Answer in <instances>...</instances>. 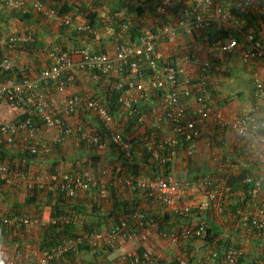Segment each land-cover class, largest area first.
I'll list each match as a JSON object with an SVG mask.
<instances>
[{
	"label": "built area",
	"instance_id": "obj_1",
	"mask_svg": "<svg viewBox=\"0 0 264 264\" xmlns=\"http://www.w3.org/2000/svg\"><path fill=\"white\" fill-rule=\"evenodd\" d=\"M0 4L23 14L31 10L59 27L74 25L81 33H93L85 20L80 21L70 14L61 15L50 5L38 0H0ZM172 4V0H160L155 17H150L152 24L143 26L136 41L126 40L122 45L116 46L113 52L97 54L90 45L76 51H63L58 47L49 53L50 65L34 79L0 81L1 143L10 147L18 145L32 155L49 153L50 145L41 142L39 138L40 129L45 128L55 131L57 140L73 139L75 143L99 152L104 151L106 143H109L127 160L133 159L136 150H145L154 163L164 166L172 163V149L181 144L184 145L187 159L195 156L198 142L204 140L205 145L212 146V140L205 139V129L208 126L214 130L233 133V122L239 115H231L216 106L208 73L221 57L238 56L243 65L264 61V39H255L251 34L244 33L234 14L219 0H187L186 7L176 17L169 12ZM243 5L264 17V3L261 0H243ZM123 15L124 12H121L115 16ZM99 19L104 35L117 37L113 28L114 20L105 14H100ZM131 22L129 20L122 26L124 32ZM214 26L229 33L224 38L211 42L202 41V44L194 39L195 36L200 39L203 35H208ZM234 34L242 38L241 44ZM180 35L193 38L195 44L188 45L182 52L174 51L169 56H161L158 52L161 41L179 40ZM96 39H99L98 35ZM30 42L32 39L25 35H5L0 38V75L13 70L19 48ZM77 56L82 59L76 60ZM78 72L85 84L99 82V78L105 77L112 89L121 93L118 104L123 113L141 115L138 107L150 102L147 111L142 114L150 115V126L141 116L138 122L143 132L127 139L117 129L109 107L102 101L75 94L65 97L61 102L47 99L45 91L50 90L56 95L64 96L70 86L77 84ZM254 78L260 98V94L264 93V83L258 74ZM3 106L11 111L23 110V114L28 116L24 120L6 121L1 116ZM81 115L95 120L105 131V139L85 123L78 121L72 124L65 118ZM165 129L170 132L169 136L165 135ZM233 166L231 160L225 161L226 168L232 169ZM106 175L107 171L102 170L101 178L97 177L90 169L76 170L74 174L64 171L54 174H16L0 161V183L23 187L27 193L35 190L58 193L67 199H74L93 189H106L109 184L105 180ZM247 181L252 183L250 198L259 204L248 205L254 211L243 218L244 226L250 231H264V198L260 197L264 189V178L253 177ZM138 185L149 191L148 198L164 214L178 218H187L194 209L204 214L211 203L220 206L221 196L211 177L184 180L172 171L141 180ZM226 189L228 192V188ZM199 195L206 197L205 202L193 201ZM70 221L68 216L45 220L12 216L0 210V225L30 233H36L49 224L65 225ZM150 232L157 233L161 239L173 244L179 241L204 242L207 235L206 227L200 224H189L181 231L162 232L158 228L156 215L138 210L123 217L120 223L110 224L90 237L84 235L76 240L65 239L49 250H35L32 255L15 250L8 258H5V252L0 251V264H50L83 242L93 248L100 247L99 250L107 249L119 243L143 241L146 233ZM241 255L242 252L234 248L228 251L211 249L206 259H199V264H236ZM127 257L132 258L131 264H154L148 252L143 256L135 253ZM188 258V253H184L176 259L175 264H188ZM255 264H264V257Z\"/></svg>",
	"mask_w": 264,
	"mask_h": 264
},
{
	"label": "trees",
	"instance_id": "obj_2",
	"mask_svg": "<svg viewBox=\"0 0 264 264\" xmlns=\"http://www.w3.org/2000/svg\"><path fill=\"white\" fill-rule=\"evenodd\" d=\"M44 4L50 5L52 8L57 10L61 15L70 14L73 18L82 17L86 24L89 26L92 34L81 33L77 31L74 25L69 27H60L59 33L62 34L60 41L58 42L57 47H59L63 51H76L84 45H90L93 48V51L97 54L106 52L108 42L113 44V47L122 45L126 40L136 41L138 37L142 33V29L144 25H151L152 19L150 17H155L158 5L160 0H92L93 6L92 9H97L94 12L88 10L86 7V3L88 0H38ZM173 4L169 9L170 14H173L176 17L183 8L186 7L187 0H172ZM264 3V0H261ZM220 3L224 4L233 14L236 20H238L239 24L243 27V31L246 34H251L255 37V39H264V17L259 15L256 12H252L250 8H246L243 5V0H219ZM100 10H108V17L113 19V28L115 30L116 36L114 39H109V41L105 40L103 37H100L98 40L96 39L97 35H102L103 25L100 22ZM101 11V12H103ZM124 12L122 17L115 16L117 13ZM13 17L15 19L30 25L31 23H35L36 19L34 18V12L29 11L26 14H23L18 11L12 10ZM132 19L130 27L126 32L122 30V26ZM168 21L167 19H165ZM171 21V20H170ZM169 22V21H168ZM1 25V22H0ZM31 33V34H30ZM30 36L32 42L23 45V47L19 48L18 54L22 56L25 54L26 56L33 59V63L36 68L33 70L31 64L27 66V68L21 69V65L15 64L12 71L8 73H4L0 75V81H6L8 79H12L15 81H21L23 79H34L32 76V69L35 73H39L40 69H42V64L46 67L49 65L48 57L46 55V46L41 39H39L38 34L34 31H30ZM229 31L225 29H219L214 26L208 35H203L200 39L196 38L195 40L198 43L202 44L211 42L219 38H224ZM5 34V31L0 28V38ZM122 36V37H120ZM239 44L243 41L242 38L238 34H234ZM187 36L180 35L178 39H181L180 42L186 43V45H192L189 40L186 39ZM191 38V37H189ZM166 41H161L164 43ZM115 49V48H114ZM44 53V56L41 55ZM81 60L82 57L77 56L76 60ZM217 63V62H216ZM217 66V65H216ZM105 83V93H107L105 100L106 105L109 107L112 116L115 120L116 113L120 111V105L118 104L120 92L114 91L112 89L111 84H109L105 77L99 78V83ZM254 86V102L253 106H257V100L259 99L257 94V87L255 84V78L250 81ZM210 88V87H209ZM212 90V87L210 88ZM213 92V90H212ZM102 101L101 97H96ZM141 115L137 114H127L123 115L124 121L126 122L121 126L122 119L117 121L116 127L119 131L124 130V137L127 139L132 137L136 131L140 130L141 124L138 122L139 118L144 112V106L138 107ZM124 114V113H122ZM28 115H18L15 120H24ZM35 120V119H34ZM98 126V127H97ZM96 126L97 133L101 135L103 139H105V131L99 126ZM39 127V126H38ZM95 128V127H94ZM212 140V139H211ZM213 140H215L213 138ZM212 142L214 143L215 141ZM58 144L50 145V152L44 153L45 156L52 155L54 152H57ZM8 146L1 143L0 141V161L8 165L10 171L12 173H22V174H31L33 172L31 165L37 161L39 158L38 155H32L23 147H19L18 145L12 146L9 148L11 151H7ZM180 151L185 152L184 145H180ZM175 154L176 149H172V154ZM60 153V152H59ZM115 153H117L115 151ZM42 154V153H41ZM185 154V153H184ZM43 155V154H42ZM118 155V162L120 161L119 167H105L110 168V182L108 187L104 190H96L93 189L89 192L82 193L78 195L74 199L66 198L64 195L58 193H48L46 191H33L32 193H27L25 197V203L21 204L16 201V203L12 204V214L13 215H25L28 216V210L26 211L25 206H32L34 209V213L32 217L42 218L43 216H48L50 218H58L61 216H68L71 218V221L65 225H53L49 224L44 226L38 232H36V238L34 243L36 250H49L54 247H57L63 240L65 239H73L76 240L78 238H83L86 234L87 236H92L96 232L100 231L102 226L108 227L110 224L120 223L123 217L128 214H131L135 211H144L150 214V210L147 208L151 204H153L152 199L148 198V190L141 189L138 185V182L144 179H151L155 176L164 173H171L172 163H168L164 166H159L154 163L150 159V155L145 150H138L137 154L134 155L133 159L127 160L124 159L122 155ZM225 160H232L229 156L224 158ZM233 161V160H232ZM99 159L97 157L91 158V164L86 162H81L80 170L82 169H90L92 171H100L103 168L97 167ZM234 162V161H233ZM60 161L52 164L51 167L47 168L44 172L49 174H54L63 169L60 168ZM67 166L71 165V168L76 164L71 162L65 163ZM43 170H38L36 173H42ZM228 175V174H226ZM226 177V176H225ZM253 177H260V173L256 175H252L249 171L245 170L238 177L230 176L226 179L225 186L228 187V199L230 201L229 207L226 209L225 214H227L231 221L227 223L230 226L231 231H235V234L238 236H248V233L244 230L248 227L244 226L243 218L249 216L254 208L251 209L248 205L259 204V202H255L250 198L249 191L252 189V183H249L247 180ZM115 179V181H114ZM130 181L127 184V181ZM221 182L216 180L215 187L219 186ZM3 183H0V188L3 187ZM8 188L16 190L21 189V187L17 186H8ZM17 189V190H18ZM43 203L44 205H41ZM30 213V211H29ZM225 216V215H224ZM182 218L176 217V219H172L169 214H163L156 216L157 225L160 231L164 232L173 227V225L181 224ZM46 220V219H45ZM200 225H204L206 227L207 235L204 237L205 247L209 249H218L220 251H228L230 248H234L236 250H242L244 246L241 244H236V241L233 244L224 241V239L218 240L220 238L221 232L214 231L208 223L203 221L199 223ZM186 224L184 227L188 226ZM242 230V231H241ZM244 230V231H243ZM251 234H249L250 238L258 239L260 242L257 244V248H254L253 254L256 255L259 250L260 256L252 259L248 256L245 248L243 250L242 255L239 257L236 264H255V260H260L264 256V246L259 248L261 243L264 240V231H257L251 229ZM31 233L25 230H15L9 229L0 225V244L2 243H13L16 244V250L22 251L21 241L23 239H29ZM28 236V237H27ZM23 238V239H22ZM191 242V241H190ZM119 246V245H117ZM115 246V247H117ZM121 246V245H120ZM119 246V247H120ZM115 247H108L107 249H100V247L93 248L87 244V242H83L80 245H77L74 249L67 252L61 259L56 262H52L50 264H93V262H88L84 256L88 255V253L93 252L96 256L94 263H96L98 258H101V261L97 264H131L132 258H128L125 256L123 262L120 263L118 258L111 259L110 261L104 262L102 258H107L110 254L116 251ZM35 249L32 251L26 252L27 255H32L35 252ZM109 251V253H108ZM195 251V248L191 247V250L188 251V257L190 258V254ZM145 252H148L147 249H143V247L137 252L139 256H143ZM242 252V251H241ZM25 253V252H24ZM150 253V252H149ZM154 260V264H165L166 262L163 260H158L152 253H150ZM251 255V254H250ZM188 258V259H189ZM259 258V259H258ZM195 260V254H193L192 258L188 260V264ZM175 259H173L170 263L167 264H175ZM32 262V261H30ZM33 264V263H29Z\"/></svg>",
	"mask_w": 264,
	"mask_h": 264
},
{
	"label": "crops",
	"instance_id": "obj_3",
	"mask_svg": "<svg viewBox=\"0 0 264 264\" xmlns=\"http://www.w3.org/2000/svg\"><path fill=\"white\" fill-rule=\"evenodd\" d=\"M4 6V5H3ZM93 6V2L92 0H88L86 3V7L88 8V10L91 11H95L97 9H92ZM0 8H1V4H0ZM103 10H100V14H105L108 15V10H105L103 12H101ZM252 12H255V10H251ZM0 12H2L0 10ZM99 14V15H100ZM34 18L36 19L35 23H31L30 25H27L17 19H15V17H13L12 14V10L10 15L9 14H0V28L1 26L4 27V31L6 30V24H8L10 21L15 20V22L17 24H19V28L21 29L19 32H17V35H25L27 37H29L31 39L30 36V31H34L35 33L38 34V38L42 40V42H44L45 46H46V55L47 57L49 56L50 51H52L55 48H58L56 45H58V42L60 41V38L62 37V34L59 33V26L58 24H55L51 21H48L47 19H45L44 17L37 15L36 13L34 14ZM77 19H80V21H84V19L82 17H76ZM132 21V19H130ZM133 22V21H132ZM3 30V29H2ZM13 32V31H10ZM30 33V34H29ZM15 34V35H16ZM105 33L103 32L102 35H98L99 38L103 37L105 40L109 41V39H114V37H109L107 35H104ZM6 34H3V36H5ZM10 35H14V34H10ZM2 36V37H3ZM173 42V41H170ZM184 42H179L177 41L175 43V47L173 48V52L174 51H178L177 47H179V45H181V48H184ZM168 45L167 42L166 43H160L159 44V53L161 56H168ZM85 46V45H84ZM80 47H83L80 46ZM115 46L113 47V44H111V42H108V46L106 49V52H113L114 51ZM172 50V49H171ZM42 56H44V53H41ZM78 60V59H77ZM79 61V60H78ZM48 62L50 65V60L48 58ZM15 64H19L21 65V69L27 68V66L29 64L32 65L33 70L36 68L35 64L33 63V59L26 56L25 54H22V56H19V54L17 53L15 56ZM216 65L218 66L219 69H228L229 65L228 64H221L220 62H217ZM248 67H245V71L240 73H246V76H249V82H241V81H237L234 82L233 85L234 87L232 88H225L226 85L220 83L219 81H214L213 85H212V90H213V98H214V103L217 105V107L222 108L225 112L233 115H240L241 113H249L251 112L255 107L253 106V102H254V86L253 84L250 82V78H252L255 74H258L259 77L264 80V61H258V62H253L250 65H247ZM46 68L45 65L42 64V69H40V72ZM33 73L32 76L33 78H35L39 73H35L32 69H30ZM194 75H197L196 72H194L193 70H191ZM236 72V71H234ZM78 82L77 84L70 86L67 91L66 94L64 96H57L56 94H54V92L52 90L50 91H45L47 93V99H49L52 102H61L65 99V97L70 96V95H79V96H83V97H93L96 99V97H101L102 102L104 104H106V100L105 97L107 95V93H105V83H99V82H89L88 84H85L84 82V78L82 77L81 73L78 72ZM237 76H239V74L236 73ZM245 76V75H244ZM242 78V77H241ZM231 82V81H230ZM85 84V85H83ZM231 85V86H233ZM57 97V98H56ZM99 100V99H98ZM148 104H150V102H146V106H144V109L147 111V107ZM143 106V105H141ZM192 106V105H191ZM122 111L117 112L116 118H115V124L118 123L117 121H120L121 119L123 120L121 122V126L124 125L126 122L124 121L125 118H123ZM25 115L23 114V110H17V111H11L9 110L6 106H3L1 109V116H4L5 118H8V115ZM146 114L143 116L145 118ZM11 118V117H10ZM67 119L68 122L75 124L78 121H81L83 123H85L86 125H88L89 128H91L92 130H96V126L97 123L95 122V120L89 118L88 116H74V117H65ZM126 125V124H125ZM95 127V128H94ZM98 127V126H97ZM45 129V128H44ZM45 133L44 135H42V137H40V141L49 145L52 144H58L57 146V152H54L52 155L49 156H45V154L43 152H41L43 154V156L41 157V153L39 154V158L37 159V161H35L31 167L32 170L37 172L38 170H44L47 169L49 167L52 166V164H54L57 161H60V168L63 169L62 171L67 172V173H75L76 170H80V166H81V162H85L84 160L88 157H96L94 156V154H91L93 152H95L96 154H103V159L107 158V159H112L114 160V162L112 163L113 166L115 167H119L120 166V161L118 162V155L117 153H115V149L112 147V145H110L109 143H106V149L103 152H99L94 148H89L85 145H79L77 143H75V141L73 139H68V140H57V133L55 131H51V130H46L45 129ZM124 131V130H122ZM141 132H143V130H139L136 131V133H134L133 136H136L137 134H140ZM165 135L169 136L170 132H168L165 129ZM207 136H210L209 139L213 138L215 140L214 144H212V146H208L207 144H204V140H202L201 142H198L197 146H196V153L195 156L191 159H187L186 161L183 160V154L184 151H180L179 148H176L175 154L173 152V158H172V170L173 173L180 179H184V180H193L195 178H200V177H211L212 179H214V181L216 182V180H218V182H221L219 186H216L218 191H219V195L221 196L220 198V206L218 207V205H215L214 203H211L210 208L205 211L204 214L200 215L201 213H198V210L195 209L197 211V214L194 215V219L193 222L195 224H199L201 222H206L208 223V225L213 228L214 231H219L221 232L220 234V238H218V240L220 239H224V241L227 240V242H229L230 244L234 245V242L236 241V244H241V246H250V247H255L258 244V239H252L250 238L249 234H251L250 230L245 228L244 230L248 233V236H244L242 238V236H238L235 234V231H231L230 230V226L227 225V223L230 220L229 216L227 214H225L224 211H226V209L229 207V195L227 192L228 187L224 186L226 183V179L229 178L230 176H236L238 177L241 173H243L245 170L249 171L252 175H256L259 174V172L256 170V163L251 159V157L248 155V153L246 152V150L243 148V146L241 145L240 141L238 138H236L233 133L230 132H225V131H218V130H214L213 128H211L210 126L206 127L205 129V139ZM178 147V146H177ZM9 148H12L10 146H8L7 151H11ZM94 149V150H92ZM136 150V154H137ZM12 152V151H11ZM60 152V153H59ZM13 153V152H12ZM229 156V158H231L232 162L234 163V166L232 167V169H228L225 167V157ZM82 159V160H80ZM110 160L107 161L105 164H107V166L110 165ZM242 161H248L249 162V168L245 169V168H241L240 164ZM71 162L73 164H76L74 167L71 168L70 166H67L68 163ZM100 164H104L102 163V161H99ZM98 163V164H99ZM104 164V165H105ZM37 170V171H36ZM228 174V175H226ZM226 176V177H225ZM108 182H110V178H106ZM115 181V179H114ZM3 187L0 188V190H2L3 188L7 187L5 184H2ZM226 187V188H225ZM229 190V189H228ZM1 197V196H0ZM261 199L264 198V189L262 191V193L260 194ZM2 199L5 197H1ZM5 202L7 203L9 200V197L7 196L5 199ZM206 197L203 195H199L196 196L195 198H193V201L195 202H205ZM25 202V201H24ZM15 201H13L12 204H14ZM153 203V202H152ZM154 204V203H153ZM156 204V203H155ZM41 205H44L43 203H41ZM157 205V204H156ZM32 207V206H31ZM33 208V207H32ZM150 212L156 216L159 215H163V211L161 210L160 207L158 212H155L154 209H156L155 207H147ZM34 209V208H33ZM31 213V212H30ZM170 215V214H169ZM206 215L208 217H206ZM225 215V216H224ZM172 219H176L175 216H172ZM198 216V217H197ZM42 218L44 219H48V216H43ZM215 219V220H214ZM181 220V219H180ZM203 220V221H202ZM182 225L179 226L180 224H176L170 226V230L168 231H181L182 228L186 225V224H192L190 223L191 221H183L181 220ZM175 227H180V229H175ZM105 227L102 226L101 230H103ZM243 230V231H244ZM242 231V230H241ZM151 234V232H150ZM235 240V241H234ZM7 242V241H6ZM9 243V242H7ZM22 245L27 246L28 248L31 247L32 244L29 243V240L27 239H23L21 241ZM151 243V241L149 242V244ZM5 244L2 243L0 244L1 247H3ZM137 244V243H135ZM157 244L155 243V245H151L152 247H155ZM187 245L189 246V248L191 249V247L196 248V245H198V248H203L205 251L209 252L211 249L205 247V243H194V242H188ZM141 246V247H140ZM140 246L138 247V249H136L135 251H133V245L132 243H126L125 245L121 246L120 249L118 250L119 253L117 255H115L114 257H111L113 254H115L116 252H112L110 254L109 257L107 258H102V260L104 262L110 261L111 259L114 258H118V260H120V263L123 262V258L126 256V254L131 255V254H135V252L137 253L142 247L143 249L148 248V250H152V247L148 246V244H140ZM24 247V246H23ZM27 249V248H25ZM35 249V248H34ZM32 249H27V251H31ZM254 250V249H253ZM117 251V252H118ZM247 254L249 252V254H251L250 249L248 248L246 250ZM158 253H161V251H158ZM253 254V251H252ZM95 255L93 254V252L88 253V255H86L84 258H86V260L88 262H93V264H97L101 261V258H98L99 261H97L96 263H94V261H96L97 259H95ZM254 259V257H251ZM199 251H196L195 249V260H193L190 264H199ZM257 260H255L256 262ZM170 263V262H168ZM82 264H86L85 262ZM167 264V262L165 263Z\"/></svg>",
	"mask_w": 264,
	"mask_h": 264
},
{
	"label": "rangeland",
	"instance_id": "obj_4",
	"mask_svg": "<svg viewBox=\"0 0 264 264\" xmlns=\"http://www.w3.org/2000/svg\"><path fill=\"white\" fill-rule=\"evenodd\" d=\"M0 10L2 11V12H0V14H9L10 15V13H11V9H9L8 7H6V6H3V5H1V8H0ZM19 24H17L16 22H15V20H13V21H10L8 24H6V30L7 31H5V34L6 35H10V34H16L17 32H19L21 29L19 28ZM150 26V25H149ZM1 29H3L4 30V27L3 26H1ZM10 31H13V32H10ZM186 39L187 40H189L190 41V43L192 44V46L195 44L194 42H193V38H189V37H186ZM180 40L181 39H179V40H173V42H170V40L169 39H167V40H165L166 42H167V44H169L168 45V56L169 55H171V53L173 54V48L175 47V43L177 42V41H179L180 42ZM166 42H164V43H166ZM184 45V48H181L180 49V47H181V45H179V47H177V48H175V49H177L178 50V52H182L183 50H185V48H187V45H186V43H184L183 44ZM172 49V50H171ZM158 52H159V46H158ZM217 62H220L221 64H228L229 65V68L228 69H224V70H222V69H219L218 68V66H214L211 70H210V72L208 73V77H209V81L211 82V85H213V82L214 81H219L220 83H222V84H225L226 85V87L225 88H233L234 87V85H233V83L234 82H237V81H243V82H249V76H246V73H243V74H241V76H240V73H242V72H244L245 71V67H248L247 65H243L242 63H241V61H240V59H239V57L238 56H234V57H221V58H218V61ZM234 71H236V72H234ZM236 73L237 74H239V76H237L236 75ZM245 75V76H244ZM242 77V78H241ZM254 77V76H253ZM253 77L252 78H250V81H251V79H253ZM259 79L264 83V80H262L260 77H259ZM231 81V82H230ZM231 85H233V86H231ZM55 94V93H54ZM58 96V95H57ZM57 98V97H56ZM217 106V105H216ZM220 108V107H219ZM233 115H235V114H233ZM8 118H5L4 116H2V118L4 119V120H6V121H14L15 119H17V117H18V115H8L7 116ZM11 117V118H10ZM151 118H150V115H146L145 116V118H144V121H145V123L148 125V126H150V124L152 123L151 122ZM211 127V126H210ZM211 128H213V127H211ZM46 131H45V129L44 128H41L40 129V132H39V138L40 137H42V135H44V133H45ZM123 135H124V133H125V131H120ZM165 132V131H164ZM131 138V137H130ZM206 138H210V136H207ZM92 150H94V149H92ZM92 153L91 154H94V156H96L98 159H99V161L101 160L102 161V163H106L107 161H109L110 159H107V158H105V159H103V154H99V153H95V152H93V151H91ZM101 152H103V151H101ZM43 155H41V157H42ZM80 160H82V159H80ZM183 160L184 161H186L187 160V158L185 157V154H183ZM86 163H90L91 164V157H88V158H86L85 160H84ZM114 162V160H110V165L109 166H107V164H100L99 162V164L97 165V167H99L100 169L101 168H103L102 170H106L107 171V175L105 176V180H106V178H110V176H109V174H110V168H105V167H110V166H113V163ZM114 167V166H113ZM46 170V169H45ZM45 170H43V171H41L42 173H36L35 171H33L31 174H49V173H47V172H44ZM102 170H100V171H93L94 173H95V175L97 176V177H100L101 178V172H102ZM37 171V170H36ZM16 174H19V173H16ZM129 183V180L127 181V184ZM18 189V188H17ZM14 190V189H11V188H7V187H5V188H3L2 190H0V196L1 197H9V199H11V200H9L7 203L5 202V198H1L0 197V210L3 212H5V213H8L9 215H13L11 212H12V209H11V207H12V203H13V201H15V203H16V201H18V203H21V204H23V203H25L24 201H25V197H26V194H27V191L23 188V187H21V189H18V190ZM149 207H157L156 209H154V211L155 212H158L159 211V206L158 205H156L155 203L154 204H151ZM25 209H26V211L28 210V217H32V215H33V213H34V210H33V208L31 207V206H25ZM29 211L31 212V213H29ZM197 214V211L194 209L193 211H192V213L190 214V216H188L187 218H183V219H181V220H183V221H191L190 223H192V224H194V225H197V224H195L194 222H193V219H194V215H196ZM200 215H202V214H200ZM198 217V216H197ZM206 217H208L207 215H206ZM215 220V219H214ZM203 221V220H202ZM202 224H203V222H201ZM205 225V224H204ZM179 226H181V224L179 225ZM159 228V227H158ZM180 229V227H175V229ZM170 230V229H169ZM30 235V234H29ZM86 235V234H85ZM28 237V236H27ZM23 239V238H22ZM35 239H37L36 238V233H31V235L29 236V239H27V240H29V243L30 244H32L31 245V247L30 248H28L27 246H25V245H22V249L24 250V252L26 253V252H28L27 251V249H32V251L34 250V248H35V246H34V241H35ZM151 241V243L149 244V242ZM200 243H203L204 244V242L203 241H199ZM199 242H197L196 244H198ZM259 242H260V240H259ZM137 244H135V243H132V245H133V251H135L136 249H138V247L140 246V244H145L146 243V245L148 244V246H150V247H152L151 245H155V243L157 244L155 247H152V250H148V248H146L147 250H148V253L150 252V253H152L158 260H163V261H165V262H171L173 259H177V258H179V257H181L184 253H188V251H190L191 249L189 248V246L187 245V243L188 242H185V241H179L178 243H176V244H173V243H171V242H169V241H167V240H164V239H161L158 235H157V233H153V232H151V234L150 233H146V238L142 241V240H138V242H136ZM261 243H263V245H260V247L259 248H262V246H264V240L261 242ZM22 244V243H21ZM126 243H119L118 245L120 246H123V245H125ZM24 246V247H23ZM117 246V245H116ZM119 246H117V247H115L116 248V253L115 254H113L111 257H114L115 255H117L118 253H119V249H120V247ZM16 247H17V245L15 244L14 245V242L12 243H5L4 244V246L3 247H1L0 246V251H3V252H5L6 253V256H5V258H8V257H11L12 256V254L14 253V251L16 250ZM141 247V246H140ZM199 246L198 245H196V251H199V258L200 259H206L207 258V256H208V253L209 252H207V251H205L203 248H198ZM25 248H27V249H25ZM244 248H245V250H247L248 248L250 249V251H251V255L249 254V252H248V256H250V257H254V259L256 258V257H259L261 254H260V252H259V250L257 251V253H256V255L255 254H252V251H253V249L254 248H257V245L255 246V247H250V246H244L243 248H242V253H243V250H244ZM36 250V249H35ZM118 251V252H117ZM158 251H161V253H158ZM108 253H109V251H108ZM136 253V252H135ZM128 254H126V256H127ZM151 255V254H150ZM191 255H193V253H192V251H191V254H190V256ZM152 256V255H151ZM85 257V256H84ZM116 257V256H115ZM192 257V256H191ZM264 257V256H263ZM253 259V258H252ZM259 259V258H258ZM261 259V258H260ZM190 264V263H189Z\"/></svg>",
	"mask_w": 264,
	"mask_h": 264
},
{
	"label": "clouds",
	"instance_id": "obj_5",
	"mask_svg": "<svg viewBox=\"0 0 264 264\" xmlns=\"http://www.w3.org/2000/svg\"><path fill=\"white\" fill-rule=\"evenodd\" d=\"M233 135L239 139L243 148L256 163V170L261 178H264V93L260 94L257 106L251 112L241 113L234 120ZM240 167L249 168V162L242 161Z\"/></svg>",
	"mask_w": 264,
	"mask_h": 264
}]
</instances>
